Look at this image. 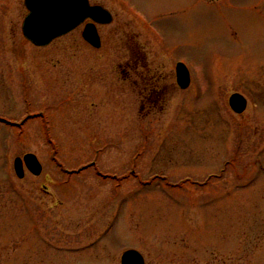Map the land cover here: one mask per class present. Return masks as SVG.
Returning <instances> with one entry per match:
<instances>
[{
	"label": "rangeland",
	"instance_id": "374dc122",
	"mask_svg": "<svg viewBox=\"0 0 264 264\" xmlns=\"http://www.w3.org/2000/svg\"><path fill=\"white\" fill-rule=\"evenodd\" d=\"M23 1L0 0V264H264V0H94L97 49L34 46Z\"/></svg>",
	"mask_w": 264,
	"mask_h": 264
},
{
	"label": "water",
	"instance_id": "95a60500",
	"mask_svg": "<svg viewBox=\"0 0 264 264\" xmlns=\"http://www.w3.org/2000/svg\"><path fill=\"white\" fill-rule=\"evenodd\" d=\"M24 5L28 13L22 23V33L36 46L49 44L54 38L90 18L93 22L86 24L82 36L94 47H100V37L94 22L108 24L112 21V15L106 8L90 5L88 0H24ZM175 69L179 87H188L190 75L186 65L178 62ZM229 105L233 111L241 113L246 108V99L240 93H232ZM23 161L34 175L41 173L42 165L37 156L26 153L23 158L14 159V170L18 177L24 176ZM121 264H144V258L139 251L128 249L121 255Z\"/></svg>",
	"mask_w": 264,
	"mask_h": 264
},
{
	"label": "flooded vegetation",
	"instance_id": "af4514ba",
	"mask_svg": "<svg viewBox=\"0 0 264 264\" xmlns=\"http://www.w3.org/2000/svg\"><path fill=\"white\" fill-rule=\"evenodd\" d=\"M91 4H100L99 2H96L94 0H89ZM209 2H215V4H218V3H221V2H225L226 0H208ZM144 15V14H143ZM146 17H148L147 15H144ZM90 20H85V22H83L80 26L84 27L85 24L87 22H89ZM99 27V25L97 26V28ZM131 69L139 76L141 77V79L143 80L144 82V87L142 89V92H143V99L146 100V101H151L152 99L155 98V96H162L166 90V88H161V87H158L159 86V83L156 82L155 79H152L150 76H149V71L145 68L143 70V66H139L138 63H134L132 66H131ZM138 79H135V82L137 81ZM158 83V84H156ZM176 84V83H175ZM173 87L175 85H172Z\"/></svg>",
	"mask_w": 264,
	"mask_h": 264
},
{
	"label": "trees",
	"instance_id": "16d2710c",
	"mask_svg": "<svg viewBox=\"0 0 264 264\" xmlns=\"http://www.w3.org/2000/svg\"><path fill=\"white\" fill-rule=\"evenodd\" d=\"M50 140H52V138L50 137Z\"/></svg>",
	"mask_w": 264,
	"mask_h": 264
}]
</instances>
